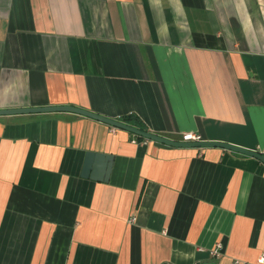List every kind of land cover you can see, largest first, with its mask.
<instances>
[{
    "label": "crops",
    "instance_id": "1",
    "mask_svg": "<svg viewBox=\"0 0 264 264\" xmlns=\"http://www.w3.org/2000/svg\"><path fill=\"white\" fill-rule=\"evenodd\" d=\"M51 105L261 153L264 0H0V109ZM88 151L112 156L108 181L81 176ZM261 257L258 159L72 112L0 115V264Z\"/></svg>",
    "mask_w": 264,
    "mask_h": 264
},
{
    "label": "water",
    "instance_id": "2",
    "mask_svg": "<svg viewBox=\"0 0 264 264\" xmlns=\"http://www.w3.org/2000/svg\"><path fill=\"white\" fill-rule=\"evenodd\" d=\"M55 111H66L77 113L90 117L92 119L98 120L102 123L116 127L119 129L126 130L130 133H133L136 136L144 137L148 140L156 141L163 143L165 145L174 146V147H221L245 155H249L261 161L264 164V154L258 151H252L249 149H244L237 147L228 143L218 142V141H175L164 138L157 134L136 128L134 126L128 125L122 121L116 119L99 115L92 111L86 109L72 106V105H51L44 107H23V108H11V109H0V115H11V114H21V113H31V112H55ZM112 165V156L105 153L98 152H86V157L84 160L81 176L89 177L91 179H96L99 181L106 182L108 181ZM203 264H216L215 262H205Z\"/></svg>",
    "mask_w": 264,
    "mask_h": 264
},
{
    "label": "built area",
    "instance_id": "3",
    "mask_svg": "<svg viewBox=\"0 0 264 264\" xmlns=\"http://www.w3.org/2000/svg\"><path fill=\"white\" fill-rule=\"evenodd\" d=\"M112 129H116V127H112ZM138 139V138H137ZM142 142L147 143L149 140L146 138L141 139ZM202 136L199 133L196 132H184L181 135V140L180 141H201ZM262 154H264V149L261 151ZM220 248V245H217L216 249L213 251L214 255H219L218 249ZM264 259L261 257L258 260V264L263 263ZM236 264H248V263H240L239 261H235Z\"/></svg>",
    "mask_w": 264,
    "mask_h": 264
},
{
    "label": "trees",
    "instance_id": "4",
    "mask_svg": "<svg viewBox=\"0 0 264 264\" xmlns=\"http://www.w3.org/2000/svg\"><path fill=\"white\" fill-rule=\"evenodd\" d=\"M129 117H122V120L123 121H127ZM138 139H143L144 137H140V136H137Z\"/></svg>",
    "mask_w": 264,
    "mask_h": 264
}]
</instances>
